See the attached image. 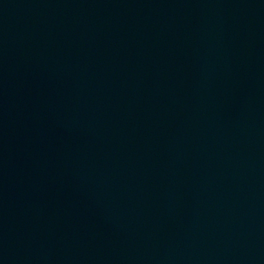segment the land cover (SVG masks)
I'll list each match as a JSON object with an SVG mask.
<instances>
[{"label":"water","instance_id":"obj_1","mask_svg":"<svg viewBox=\"0 0 264 264\" xmlns=\"http://www.w3.org/2000/svg\"><path fill=\"white\" fill-rule=\"evenodd\" d=\"M0 264H264V0H0Z\"/></svg>","mask_w":264,"mask_h":264}]
</instances>
